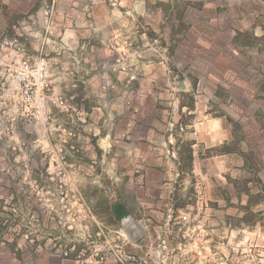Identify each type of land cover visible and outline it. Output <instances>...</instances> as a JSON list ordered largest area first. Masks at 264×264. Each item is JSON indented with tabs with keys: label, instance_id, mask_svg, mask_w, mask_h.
I'll use <instances>...</instances> for the list:
<instances>
[{
	"label": "rangeland",
	"instance_id": "obj_1",
	"mask_svg": "<svg viewBox=\"0 0 264 264\" xmlns=\"http://www.w3.org/2000/svg\"><path fill=\"white\" fill-rule=\"evenodd\" d=\"M30 15L47 89L0 98V264H264V0H0V39Z\"/></svg>",
	"mask_w": 264,
	"mask_h": 264
},
{
	"label": "built area",
	"instance_id": "obj_2",
	"mask_svg": "<svg viewBox=\"0 0 264 264\" xmlns=\"http://www.w3.org/2000/svg\"><path fill=\"white\" fill-rule=\"evenodd\" d=\"M53 10L51 6L39 15L43 19L41 28L44 32L54 27L51 22ZM39 17L30 15L28 19L21 20L19 36L0 39V98L4 97L8 101L11 99L13 103L23 105L25 110L35 109L38 113L44 107L43 91L47 89L45 81L49 63L45 57L28 56L20 36L40 27ZM35 34L38 35L39 31ZM17 96L19 99H16ZM0 103L6 105V101Z\"/></svg>",
	"mask_w": 264,
	"mask_h": 264
},
{
	"label": "trees",
	"instance_id": "obj_3",
	"mask_svg": "<svg viewBox=\"0 0 264 264\" xmlns=\"http://www.w3.org/2000/svg\"><path fill=\"white\" fill-rule=\"evenodd\" d=\"M115 212L117 213L118 212V216L121 217L124 213H123V209L121 206L119 205H116L115 206Z\"/></svg>",
	"mask_w": 264,
	"mask_h": 264
},
{
	"label": "bare ground",
	"instance_id": "obj_4",
	"mask_svg": "<svg viewBox=\"0 0 264 264\" xmlns=\"http://www.w3.org/2000/svg\"><path fill=\"white\" fill-rule=\"evenodd\" d=\"M127 221H128V220L125 218V219H124V222H127Z\"/></svg>",
	"mask_w": 264,
	"mask_h": 264
},
{
	"label": "crops",
	"instance_id": "obj_5",
	"mask_svg": "<svg viewBox=\"0 0 264 264\" xmlns=\"http://www.w3.org/2000/svg\"><path fill=\"white\" fill-rule=\"evenodd\" d=\"M3 2H5V0H2ZM206 0H204V2H205Z\"/></svg>",
	"mask_w": 264,
	"mask_h": 264
}]
</instances>
